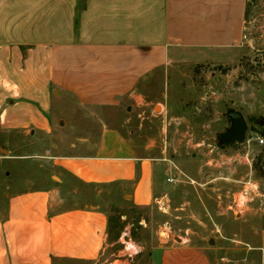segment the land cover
Instances as JSON below:
<instances>
[{
	"label": "crops",
	"instance_id": "1",
	"mask_svg": "<svg viewBox=\"0 0 264 264\" xmlns=\"http://www.w3.org/2000/svg\"><path fill=\"white\" fill-rule=\"evenodd\" d=\"M248 1L0 0L2 160L47 170L38 183L23 169L5 171L0 264H94L121 239L111 238L104 191L148 206L182 176L192 179L147 153L151 144L139 150L115 112L144 111L175 64L237 46ZM18 143L38 152H12ZM166 241L151 264L154 253L157 264H211L202 247Z\"/></svg>",
	"mask_w": 264,
	"mask_h": 264
},
{
	"label": "rangeland",
	"instance_id": "2",
	"mask_svg": "<svg viewBox=\"0 0 264 264\" xmlns=\"http://www.w3.org/2000/svg\"><path fill=\"white\" fill-rule=\"evenodd\" d=\"M162 80L159 77L156 92L146 97L144 111L127 113L122 107L115 112V123L128 119L121 131L139 150L151 144L147 153L166 156L194 175L182 176L167 196L148 206L131 205L119 193L104 191L111 238L122 224L118 236L126 232L142 247L129 264H151L150 252L166 240V245L183 241L202 247L211 264H264V141L258 140L264 139V0L248 1L237 46L218 53L213 61L175 64ZM229 109L243 114L247 129L241 141L220 144L230 126ZM91 131L98 133V127L94 124ZM17 140L22 142L20 136ZM24 144L14 145L12 152H38L37 144ZM7 146L0 132V209L6 170L15 175L28 171L36 183L47 174L37 160L23 166L6 164L2 159ZM164 227L168 237L160 233ZM122 240L109 248L112 255L94 264L114 259L111 264H123ZM153 257L157 264V254Z\"/></svg>",
	"mask_w": 264,
	"mask_h": 264
},
{
	"label": "water",
	"instance_id": "3",
	"mask_svg": "<svg viewBox=\"0 0 264 264\" xmlns=\"http://www.w3.org/2000/svg\"><path fill=\"white\" fill-rule=\"evenodd\" d=\"M226 115L230 119V126L220 136L219 143L223 144L227 142L241 141L247 129V124L243 114L238 110L229 109Z\"/></svg>",
	"mask_w": 264,
	"mask_h": 264
},
{
	"label": "built area",
	"instance_id": "4",
	"mask_svg": "<svg viewBox=\"0 0 264 264\" xmlns=\"http://www.w3.org/2000/svg\"><path fill=\"white\" fill-rule=\"evenodd\" d=\"M258 140L260 143H263V141H264L263 138H258ZM167 181H172V179L169 177V178H167ZM160 233H163V234L166 233V228L164 227V230ZM165 237H168V231H167ZM121 238H123V240L121 242L123 244L122 251L124 252L123 255L125 258L131 259L134 255H136L137 253H139L141 251L142 247L139 246L137 243H135L130 238V236L127 235L126 232L122 233Z\"/></svg>",
	"mask_w": 264,
	"mask_h": 264
},
{
	"label": "trees",
	"instance_id": "5",
	"mask_svg": "<svg viewBox=\"0 0 264 264\" xmlns=\"http://www.w3.org/2000/svg\"><path fill=\"white\" fill-rule=\"evenodd\" d=\"M121 226H122V224L118 225V232L116 233V236L119 234V230H120Z\"/></svg>",
	"mask_w": 264,
	"mask_h": 264
}]
</instances>
